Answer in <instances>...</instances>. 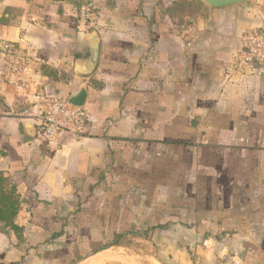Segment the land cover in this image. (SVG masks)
I'll use <instances>...</instances> for the list:
<instances>
[{"label": "crops", "instance_id": "crops-1", "mask_svg": "<svg viewBox=\"0 0 264 264\" xmlns=\"http://www.w3.org/2000/svg\"><path fill=\"white\" fill-rule=\"evenodd\" d=\"M74 1L0 0V176L20 200L19 234L0 231V264H58L55 256L37 254L63 242L73 231L71 218L86 215L101 195L98 185L112 173L121 174L119 182L185 185L168 184L182 204L174 214L185 219L154 227L166 251L147 264H264V70L236 66L241 38L261 24L264 2L213 8L192 0L187 18L179 0H84L98 16L89 29L79 18L82 0ZM187 20L197 29L189 48L179 38ZM94 38L97 65L81 75L77 67ZM4 45L24 58V78L50 96L66 101L86 88L88 118L80 134L48 144L34 139V119L23 114L25 105L8 81ZM169 159L176 167L190 160L191 175L163 180ZM142 193L129 207L135 215L142 207L143 226L151 204ZM186 231L201 234L197 247L216 254L229 245L261 250L255 259L248 252L246 259H192L178 238Z\"/></svg>", "mask_w": 264, "mask_h": 264}, {"label": "rangeland", "instance_id": "rangeland-1", "mask_svg": "<svg viewBox=\"0 0 264 264\" xmlns=\"http://www.w3.org/2000/svg\"><path fill=\"white\" fill-rule=\"evenodd\" d=\"M76 1L79 2V0ZM256 1L257 0H251L247 3L254 4ZM262 1L264 2V0ZM83 2L84 0L80 1V4L86 5ZM179 2L180 6H182L181 11L186 14L187 18H190L191 14L194 12L192 9V0H179ZM259 4L263 5L261 2L258 3V5ZM174 163L177 165L176 159H169L167 178L163 180L168 179L169 181H175L177 174H183L185 176L191 175L192 167L190 160H186L184 166L176 167ZM110 170L112 171L113 169ZM128 170L134 174L138 169L121 167V171L127 172ZM155 171L156 168H154V172ZM164 174H166V172H164ZM116 175L119 176L117 177ZM120 175L121 174L118 173H112L108 177V182L98 185L97 191H100L101 195H97L99 197L95 199L96 204L91 208H89V206H91L89 205L84 209L87 210L86 215L82 216L79 213L72 217L71 223L73 224V231L63 237V242L59 243L57 248L48 249L44 247L45 249H40L44 250L37 254L40 259H50V257L53 259L52 257L55 256L54 258L57 259L58 264L60 262L64 263L65 260L67 261L65 264H79L81 261L91 257L85 264H119L120 262L118 259L125 258L137 259L141 264H147L146 259H151L152 256L163 255V251H166V249H162L161 247L160 249L158 247L159 243L157 237L159 233L157 235L156 231L154 232V227L159 223H169L172 218L185 219V217H178L174 214L177 208L182 207V204L177 197V190L173 188L175 187L179 190L184 188L185 185L171 182H153L151 184L132 183L131 177H128L126 181L119 182V180L122 179ZM168 184L173 185V187ZM188 189L191 193V182L188 183ZM143 190L146 191L151 206L149 208L150 220L142 226L138 220V215L143 213L142 207L140 206L138 209L135 208L137 211L136 216L129 205L135 206V204H138V199L140 200L142 197ZM159 198L163 199L165 202H159ZM160 211H163V214H161ZM133 222H136V224ZM129 224H131V226H129ZM150 226L153 229L151 233L150 231L147 233H139L133 232L134 230H127L129 228L135 229V227L141 230ZM120 227L123 230L120 231ZM50 233H46V235L50 236ZM116 233L122 235V239L119 240L116 238ZM199 235L200 236H197L196 233L192 231H186L183 234L180 233L178 237L181 243L188 244L187 249L190 251L192 259H209V255L211 257L215 255L217 259H229L230 257L231 259H246L247 252L250 259H255L258 255V250H261L256 247L238 249L234 246L232 247V245H225L226 247L220 249L219 253L216 254L214 251L212 252L213 249H209L208 247H197L200 245L197 244V241L202 237L201 234ZM216 251H218V249H216ZM211 259H213V257ZM127 263L133 264L130 261H127ZM232 264H235V262H232Z\"/></svg>", "mask_w": 264, "mask_h": 264}, {"label": "built area", "instance_id": "built-area-1", "mask_svg": "<svg viewBox=\"0 0 264 264\" xmlns=\"http://www.w3.org/2000/svg\"><path fill=\"white\" fill-rule=\"evenodd\" d=\"M78 13L89 29L96 27L98 16L94 7L90 4L81 5ZM196 32L195 23L187 20L180 29L179 38L189 48ZM2 52L9 64V84L17 90L25 105L23 114L34 119V139L48 144L65 134H80L88 118L85 109L50 96L45 86L27 81L24 78L27 71L24 58L15 47L4 45ZM236 66H257L261 71L264 70V17L257 28L242 36Z\"/></svg>", "mask_w": 264, "mask_h": 264}, {"label": "water", "instance_id": "water-1", "mask_svg": "<svg viewBox=\"0 0 264 264\" xmlns=\"http://www.w3.org/2000/svg\"><path fill=\"white\" fill-rule=\"evenodd\" d=\"M200 1L207 6L213 8H220L237 3H247L251 0H200ZM98 57H99V45L97 40L94 38L90 42L88 58L82 61L80 65H78L77 67L78 73H80L81 75H89L95 69L97 65ZM86 96H87L86 88L81 87L76 94L70 95L66 101L72 106L83 107L85 104Z\"/></svg>", "mask_w": 264, "mask_h": 264}, {"label": "trees", "instance_id": "trees-1", "mask_svg": "<svg viewBox=\"0 0 264 264\" xmlns=\"http://www.w3.org/2000/svg\"><path fill=\"white\" fill-rule=\"evenodd\" d=\"M5 183L6 180L0 176V231L10 229L19 234L20 229L15 225L20 208L19 196L14 186L9 187ZM117 236L120 238L122 235Z\"/></svg>", "mask_w": 264, "mask_h": 264}]
</instances>
